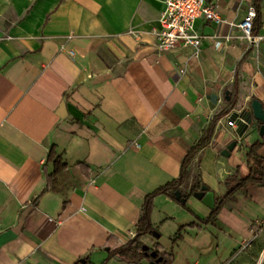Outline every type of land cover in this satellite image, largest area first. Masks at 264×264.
<instances>
[{"label":"crops","instance_id":"0c3cea01","mask_svg":"<svg viewBox=\"0 0 264 264\" xmlns=\"http://www.w3.org/2000/svg\"><path fill=\"white\" fill-rule=\"evenodd\" d=\"M207 1L222 22L197 19L199 51L180 44L163 52L156 31L164 0H0V264L104 262L108 238L133 239L146 195L179 177L216 116L182 193L206 186L216 206L249 171L259 125L238 137L230 115L254 98L264 106V23L252 46L237 25L256 0ZM52 148L68 166L45 190ZM193 194L186 206L164 193L153 198L160 235L147 234L146 244L172 252L177 264L163 228L184 239L213 226L222 233L216 250L229 251L212 262L194 246L198 259L185 264H254L248 253L252 241L264 242V183L237 191L214 221ZM107 264L141 263L114 255Z\"/></svg>","mask_w":264,"mask_h":264},{"label":"trees","instance_id":"16d2710c","mask_svg":"<svg viewBox=\"0 0 264 264\" xmlns=\"http://www.w3.org/2000/svg\"><path fill=\"white\" fill-rule=\"evenodd\" d=\"M256 0L255 7L257 10L256 19L254 21V28L253 33L258 35L259 30L263 26L264 18L262 17L260 11V4ZM255 99V98H254ZM218 120V116L213 118L211 122V126L209 128L208 134L205 137H202L196 145L192 146L188 152L186 153L182 163H181V173L178 178L170 180V182L159 186L154 190L152 193L146 195L145 202L143 206V213L142 217L140 218L137 226V234L133 237L132 240L128 242V244H119L115 242L114 237H109L106 242V249L108 250V257L105 259L104 262L101 264H107L114 255H118L124 259H135L141 264H173L175 260L174 254L172 252L161 251L160 246L152 247L150 246L149 249L146 251L144 249V245L146 242L144 237L147 234H153L158 229L152 224V208H153V201L154 197L157 194L164 193L167 194L169 197L174 199L175 195L174 192L180 189L185 182L190 177V169L189 166L193 162V160L199 154V151L212 139L213 131L216 127V122ZM263 139H258L257 141L253 142L251 148L247 153V161L249 163V171L243 176L240 177L236 183L231 185L224 195V197L216 204L215 208L211 210V215L208 218L209 221H214L216 217L219 215L221 208L223 207L224 203L230 199L235 198L234 195L237 191L244 189V187L248 186L249 184L259 185L264 183V154H261L258 149L264 144V135L262 136ZM258 151V152H257ZM49 160L53 161L54 169L52 173H47V185L45 190H52L55 188V181L58 177L60 172L64 171L68 166L67 162L63 163L61 155H58L54 148L51 149V152L48 156ZM181 190V189H180ZM196 191V188L193 186L189 193L183 194L184 197L190 196L192 193ZM186 206V203H183ZM152 251H156L158 256H161L162 260L155 262L156 258H153L150 253ZM148 252V253H146ZM143 260L146 262L143 263ZM78 264H83L81 261ZM84 264H94L90 260H87Z\"/></svg>","mask_w":264,"mask_h":264},{"label":"built area","instance_id":"2783aa9c","mask_svg":"<svg viewBox=\"0 0 264 264\" xmlns=\"http://www.w3.org/2000/svg\"><path fill=\"white\" fill-rule=\"evenodd\" d=\"M257 14L255 5L251 6L237 25L241 34L254 46L259 37L253 33ZM197 19L213 20L221 23L216 5L207 0H164V9L160 14V28L156 31L157 47L160 51H170L178 46H190L199 51L204 36L196 29ZM214 45L222 42L214 36ZM72 54V51L70 50ZM182 72L185 69H181ZM135 237L136 233L132 232Z\"/></svg>","mask_w":264,"mask_h":264},{"label":"rangeland","instance_id":"374dc122","mask_svg":"<svg viewBox=\"0 0 264 264\" xmlns=\"http://www.w3.org/2000/svg\"><path fill=\"white\" fill-rule=\"evenodd\" d=\"M161 227V226H160ZM164 232L161 236V242L164 243L168 248L174 250L176 254L177 264H185V260L190 258L191 262H194L197 258H192L191 253L193 252V247L196 246L199 250H196V256H199L200 253H203L205 256H209L211 261H217L223 259L225 253L229 251V248L217 249L218 241L222 240L220 236L222 233L218 228L213 226H208L207 229L202 230L200 233L198 231L184 233V239L177 238L175 234V229L171 228V225H167L163 228ZM159 231V230H158ZM260 231L257 228L256 232ZM198 233V234H197ZM180 236L178 233L177 236ZM176 237V239H174ZM249 255L252 259H255L254 264H264V242L260 244L256 241L251 242ZM226 251V252H224ZM263 256V257H262Z\"/></svg>","mask_w":264,"mask_h":264},{"label":"water","instance_id":"95a60500","mask_svg":"<svg viewBox=\"0 0 264 264\" xmlns=\"http://www.w3.org/2000/svg\"><path fill=\"white\" fill-rule=\"evenodd\" d=\"M228 93V92H227ZM230 95L227 94L226 99H229ZM230 121L237 125V134L238 137H242L244 132L254 123L259 125V134L261 136L264 135V106L261 100L258 98L254 99L251 103V108L242 109V111H234L230 115ZM237 140L232 141L228 144V146L222 151V154L226 157H229L231 154L230 151L234 149L237 145ZM175 198L182 203H185L187 198L184 197L182 191L180 189L174 192ZM194 197L202 200L209 208H215V195L213 191H207L206 186L202 187L200 191L194 192ZM154 236H159L160 233L155 231L153 233ZM149 244L144 245V249L147 251L149 249ZM148 253V252H146ZM150 255L153 258H156L155 262L162 260L161 256L157 255L156 251H152ZM80 261L84 264L87 262L86 258L80 259Z\"/></svg>","mask_w":264,"mask_h":264},{"label":"bare ground","instance_id":"6f19581e","mask_svg":"<svg viewBox=\"0 0 264 264\" xmlns=\"http://www.w3.org/2000/svg\"><path fill=\"white\" fill-rule=\"evenodd\" d=\"M262 255L264 256V253H262ZM263 256H262V257H263Z\"/></svg>","mask_w":264,"mask_h":264}]
</instances>
